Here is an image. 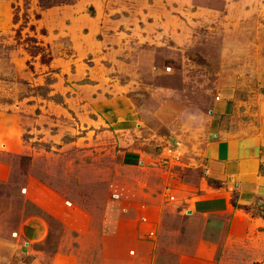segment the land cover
<instances>
[{"label":"rangeland","instance_id":"1","mask_svg":"<svg viewBox=\"0 0 264 264\" xmlns=\"http://www.w3.org/2000/svg\"><path fill=\"white\" fill-rule=\"evenodd\" d=\"M217 96L248 100L235 123L264 118V0H0V264L34 258L20 230L41 196L94 213L168 171L194 181L184 137ZM125 150L148 161L125 167ZM38 211L52 247L64 223Z\"/></svg>","mask_w":264,"mask_h":264},{"label":"crops","instance_id":"2","mask_svg":"<svg viewBox=\"0 0 264 264\" xmlns=\"http://www.w3.org/2000/svg\"><path fill=\"white\" fill-rule=\"evenodd\" d=\"M244 102L217 96L206 132L197 136L189 128L185 134L188 156L182 165L194 181L176 177L184 170L168 171L155 184L160 194L153 195L155 185L143 180L127 185L121 198L112 194L114 201L94 213L73 214L63 205L54 213V203L41 196L20 230L22 252L34 256L27 264H87L93 253V264H264V118L254 126L233 122L232 113ZM175 135L181 142L180 133ZM122 153L125 167L148 161L140 152ZM166 188L170 193H163ZM38 210L64 223V235L52 247L55 236ZM70 232L74 236L67 239Z\"/></svg>","mask_w":264,"mask_h":264},{"label":"trees","instance_id":"3","mask_svg":"<svg viewBox=\"0 0 264 264\" xmlns=\"http://www.w3.org/2000/svg\"><path fill=\"white\" fill-rule=\"evenodd\" d=\"M38 1L42 7H48V6L56 4V3H62V2L67 3V2H70L71 0H38ZM207 183L211 186L215 185L213 180H211V179H207Z\"/></svg>","mask_w":264,"mask_h":264},{"label":"built area","instance_id":"4","mask_svg":"<svg viewBox=\"0 0 264 264\" xmlns=\"http://www.w3.org/2000/svg\"><path fill=\"white\" fill-rule=\"evenodd\" d=\"M217 99V98H216Z\"/></svg>","mask_w":264,"mask_h":264}]
</instances>
